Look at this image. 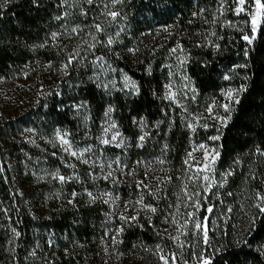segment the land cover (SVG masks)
I'll list each match as a JSON object with an SVG mask.
<instances>
[{"label": "rangeland", "instance_id": "rangeland-1", "mask_svg": "<svg viewBox=\"0 0 264 264\" xmlns=\"http://www.w3.org/2000/svg\"><path fill=\"white\" fill-rule=\"evenodd\" d=\"M60 1L63 14L46 48L64 58L37 59L0 77V145L7 153L18 194L34 218L46 217L57 207L101 206L103 235L95 247L84 251V264L141 261L137 254L123 249L122 233L124 227L140 224L145 218H156L155 230L164 239L152 251L158 264H165L162 257L168 264H173V257L174 264L211 260L218 249L216 240L223 237L228 224L237 232L241 221L263 211L260 197L264 193L255 194L248 203L228 201L234 194L229 190V174L217 167L220 153L213 131L230 117L240 94L236 83L240 72L232 66L224 74V87L205 98L189 73L191 50L197 45L218 55L231 46L234 52L233 37L226 36L239 34L245 41L242 33L246 17L257 12L255 0H245L243 5L238 0H214L211 8L201 6L191 13L192 31L172 23L151 28L137 38L132 37L121 8L125 0H93L92 4L98 5L95 23L101 31L89 26L86 11L92 4L87 0ZM239 7L244 10L237 14ZM111 12L118 16L113 18ZM261 17L264 19V13ZM99 49H104L107 57ZM71 57L74 59L69 64ZM119 63L132 69L143 66L150 75L156 74L159 84L153 95L181 109L182 126L190 134L211 133L209 142H198L192 136L180 163L174 166L166 153L158 151L167 149L161 136L165 118L133 119L134 129L127 133L115 107L108 105L101 118L94 120L88 103L76 100L73 94L82 78L104 92L137 94V81ZM74 72L77 75L69 79ZM52 104L70 111L73 134L47 118ZM104 140L109 143L104 144ZM26 147L36 152L35 156L50 155L61 168L44 159L35 160ZM205 165L207 169L199 171ZM60 176L65 179L61 181ZM204 176H208L207 181ZM41 184L52 185V192H45ZM208 207L213 212L208 243H204L193 222L201 221ZM54 246L57 250L58 243L50 239L47 244L39 240L30 252V261L45 264Z\"/></svg>", "mask_w": 264, "mask_h": 264}, {"label": "trees", "instance_id": "trees-1", "mask_svg": "<svg viewBox=\"0 0 264 264\" xmlns=\"http://www.w3.org/2000/svg\"><path fill=\"white\" fill-rule=\"evenodd\" d=\"M213 3L214 0H125L121 8L132 37L137 38L151 28L172 23L190 31L191 13L201 6L211 8ZM96 4L86 11L89 26L95 29ZM254 12L246 17V30L242 33L243 36L256 37L251 44L242 42L239 34H229L226 37H233L232 42L236 45L234 52H231L234 49L231 46L218 55L197 45L191 50L193 60L189 73L195 88L205 98L224 87V74L232 66L235 65L240 72L236 82L241 87L240 94L230 117L225 125L213 131L218 137L220 153L217 167L229 174L228 186L234 194L228 197L230 203H248L255 194L264 193V19L259 18L257 31L253 33L251 20ZM62 14L60 0H0V77L8 76L37 59L64 58L63 55L55 56L52 49L46 48ZM98 52L107 57L104 49ZM119 64L137 81V94L104 92L83 78L73 94L76 100L88 103L94 120L101 118L108 105L115 107L119 122L127 133L134 129L133 119L165 118L161 136L165 138L167 149L166 152L158 151L166 153L174 166L180 163L192 136L198 142H209L211 133L190 134L182 126L181 109L153 95V89L159 84L156 74L150 75L143 66L132 69L127 63ZM76 75L74 72L68 78ZM69 113L66 107L52 104L47 118L53 124L65 126L73 134L75 124ZM26 149L35 160L44 159L54 168H61L50 155L35 156L36 152ZM6 156L0 145V264H38L30 261V252L39 240L47 244L49 239L58 243V249L54 246L55 249L50 250L45 264H84V251L95 247L103 235L101 206L57 207L46 217L34 218L17 192L16 179ZM19 160L22 159L19 157ZM41 187L45 192H52V185L41 184ZM205 216L209 229L211 213L205 210L201 221ZM248 217V221L240 222L237 232L232 225H227L228 230L214 244L218 249L210 260L211 264H264V210ZM155 219L145 218L140 224L123 228V249L141 258L137 264L159 262L152 251L164 239L155 230L158 222Z\"/></svg>", "mask_w": 264, "mask_h": 264}, {"label": "snow or ice", "instance_id": "snow-or-ice-1", "mask_svg": "<svg viewBox=\"0 0 264 264\" xmlns=\"http://www.w3.org/2000/svg\"><path fill=\"white\" fill-rule=\"evenodd\" d=\"M114 2H122V0H114ZM87 3L92 4L93 0H87ZM244 3H245V0H238V4L239 5H243ZM255 6H256L257 12H256L255 15H253L252 20H251V26H252L253 33H255L257 31V25H258V23H260V19L259 18L261 17V14L264 13V0H255ZM243 10H244L243 7L237 8V10H236L237 14H239ZM110 15L113 18H115L116 16H118V13L117 12H111ZM96 28H97V31H101L102 30L99 25H97ZM53 35H55V34H53ZM255 38L256 37L254 35L251 36V37H249L248 35H244L243 36V39L245 41H247L248 44H251L252 41ZM109 43L111 44L112 41L110 40ZM73 59H74V57H71L69 59L68 63L71 64ZM67 66L68 65H66V67ZM112 139L115 140L116 137L113 136ZM140 140L143 141L144 137L141 136ZM63 143L64 144H68V141L64 140ZM103 143L104 144H108L109 141L108 140H104ZM72 154L76 155V153H72ZM213 159H215V158H213ZM207 167L208 166L205 165L204 168L199 169V171H205L207 169ZM59 179L61 181H63L65 178L63 176H60ZM203 179L207 181L208 180V176H204ZM89 195H91V194H89ZM260 199L264 200V197H260ZM151 210L153 212H155V209H151ZM262 210H264V209H262ZM207 211H208V213H212L213 212V208L212 207H208ZM193 223H194V227H195V229L197 231V234H202L204 243H208V232H209V229H208V217L205 216L203 221L195 220ZM162 259H164L165 264H168L167 258L162 257ZM174 262H175V257H173V264H174ZM202 264H211V262L208 259H204Z\"/></svg>", "mask_w": 264, "mask_h": 264}]
</instances>
